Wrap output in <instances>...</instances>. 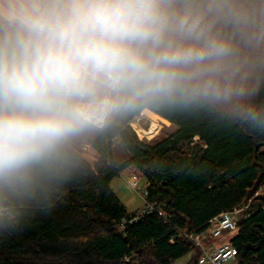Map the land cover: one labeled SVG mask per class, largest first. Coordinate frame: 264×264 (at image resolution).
<instances>
[{"label": "clouds", "instance_id": "obj_1", "mask_svg": "<svg viewBox=\"0 0 264 264\" xmlns=\"http://www.w3.org/2000/svg\"><path fill=\"white\" fill-rule=\"evenodd\" d=\"M165 117L264 137V0H0V228Z\"/></svg>", "mask_w": 264, "mask_h": 264}, {"label": "trees", "instance_id": "obj_2", "mask_svg": "<svg viewBox=\"0 0 264 264\" xmlns=\"http://www.w3.org/2000/svg\"><path fill=\"white\" fill-rule=\"evenodd\" d=\"M165 121L176 127L168 138L147 143L132 130L125 161L103 154L42 208L0 228V264H174L186 256L199 264L202 252L188 236L246 206L250 216L231 240L237 264H264V137ZM131 166L154 205L142 215L112 187Z\"/></svg>", "mask_w": 264, "mask_h": 264}, {"label": "built area", "instance_id": "obj_3", "mask_svg": "<svg viewBox=\"0 0 264 264\" xmlns=\"http://www.w3.org/2000/svg\"><path fill=\"white\" fill-rule=\"evenodd\" d=\"M139 139L141 140V138ZM120 178L129 190L144 201V207L141 209L140 215L154 210V205L149 203L147 199L148 183L141 187L143 175L140 171L130 172L127 177L121 174ZM248 208L246 206L243 209L225 212L213 219L209 228L205 231L188 236L202 252L199 264H237L238 250L231 240L239 231V220H237L236 215L244 213V218L250 216ZM219 240L223 241L217 244Z\"/></svg>", "mask_w": 264, "mask_h": 264}, {"label": "rangeland", "instance_id": "obj_4", "mask_svg": "<svg viewBox=\"0 0 264 264\" xmlns=\"http://www.w3.org/2000/svg\"><path fill=\"white\" fill-rule=\"evenodd\" d=\"M141 127L145 130H148L150 128V124L148 122H145L141 125ZM138 131L140 134L137 131L135 132L137 133L138 137L141 138L142 141L147 142V143H153V142H157V141H160L162 139H165L171 136L172 133L176 131V127L168 123H165V122H159V125L154 130H152V132L150 133H146L143 130L141 132L140 130ZM114 155H115L116 161L118 163H122L123 161L126 160L128 153L125 150L121 152H114ZM129 173L127 174V172H124L122 173V175L127 177ZM113 183L117 190V194L124 201L130 213L139 212L144 207V201L140 197H138L135 193H133L131 190H129L120 177L117 178ZM146 183H147L146 179L143 178L141 181V187H144ZM260 193L264 194V188L260 190ZM236 217H237V220H240L244 218V213L237 214ZM190 259H191L190 256H186L174 264H188Z\"/></svg>", "mask_w": 264, "mask_h": 264}, {"label": "bare ground", "instance_id": "obj_5", "mask_svg": "<svg viewBox=\"0 0 264 264\" xmlns=\"http://www.w3.org/2000/svg\"><path fill=\"white\" fill-rule=\"evenodd\" d=\"M150 124V128L148 130H145L143 129L142 127H139L138 129H136V131L139 133L138 130H140V132L143 130L145 131L146 133H150L152 132V130H154L158 125L159 123H152V122H148ZM143 133V132H142ZM140 134V133H139ZM141 136V135H140Z\"/></svg>", "mask_w": 264, "mask_h": 264}, {"label": "crops", "instance_id": "obj_6", "mask_svg": "<svg viewBox=\"0 0 264 264\" xmlns=\"http://www.w3.org/2000/svg\"><path fill=\"white\" fill-rule=\"evenodd\" d=\"M131 171H137V168L136 167H134V166H131V167H129L128 169H126L124 172H127V174L129 173V172H131ZM124 172H122V173H124ZM115 181V180H114ZM113 181V182H114ZM112 187H113V189L117 192V190H116V188H115V186H114V183H112ZM124 202V201H123ZM125 204V203H124ZM126 205V204H125ZM127 207V206H126ZM222 241L223 240H219L218 242H217V244H220V243H222Z\"/></svg>", "mask_w": 264, "mask_h": 264}]
</instances>
